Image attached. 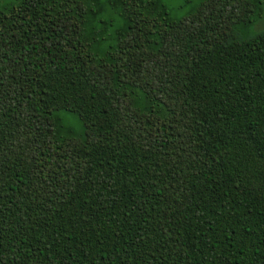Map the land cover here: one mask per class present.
<instances>
[{
    "label": "trees",
    "instance_id": "obj_1",
    "mask_svg": "<svg viewBox=\"0 0 264 264\" xmlns=\"http://www.w3.org/2000/svg\"><path fill=\"white\" fill-rule=\"evenodd\" d=\"M261 21L0 0V264H264Z\"/></svg>",
    "mask_w": 264,
    "mask_h": 264
},
{
    "label": "rangeland",
    "instance_id": "obj_2",
    "mask_svg": "<svg viewBox=\"0 0 264 264\" xmlns=\"http://www.w3.org/2000/svg\"><path fill=\"white\" fill-rule=\"evenodd\" d=\"M198 1L199 0H162L163 4L169 11L170 16L174 19L185 17ZM263 28L264 21L258 22L250 28V33L254 34ZM71 124L74 125L76 123L71 121Z\"/></svg>",
    "mask_w": 264,
    "mask_h": 264
}]
</instances>
